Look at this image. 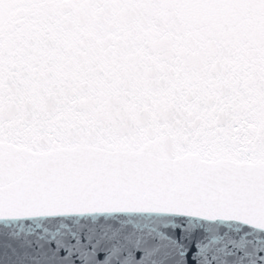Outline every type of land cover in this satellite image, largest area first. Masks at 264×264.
I'll list each match as a JSON object with an SVG mask.
<instances>
[{
  "label": "snow or ice",
  "instance_id": "snow-or-ice-1",
  "mask_svg": "<svg viewBox=\"0 0 264 264\" xmlns=\"http://www.w3.org/2000/svg\"><path fill=\"white\" fill-rule=\"evenodd\" d=\"M0 264H264V0H0Z\"/></svg>",
  "mask_w": 264,
  "mask_h": 264
}]
</instances>
